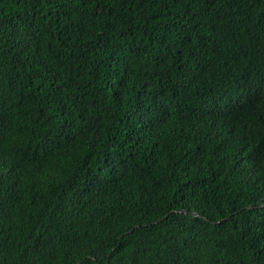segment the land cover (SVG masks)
<instances>
[{
	"label": "trees",
	"instance_id": "obj_1",
	"mask_svg": "<svg viewBox=\"0 0 264 264\" xmlns=\"http://www.w3.org/2000/svg\"><path fill=\"white\" fill-rule=\"evenodd\" d=\"M0 264H264V0H0Z\"/></svg>",
	"mask_w": 264,
	"mask_h": 264
}]
</instances>
